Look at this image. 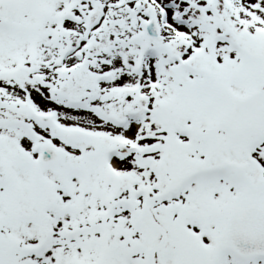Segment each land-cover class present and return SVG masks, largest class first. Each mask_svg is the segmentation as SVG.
I'll return each instance as SVG.
<instances>
[{"label": "snow or ice", "instance_id": "obj_1", "mask_svg": "<svg viewBox=\"0 0 264 264\" xmlns=\"http://www.w3.org/2000/svg\"><path fill=\"white\" fill-rule=\"evenodd\" d=\"M0 264H264V0H0Z\"/></svg>", "mask_w": 264, "mask_h": 264}]
</instances>
